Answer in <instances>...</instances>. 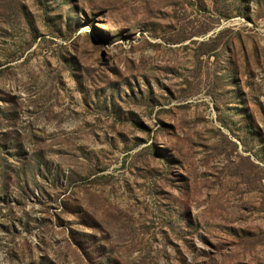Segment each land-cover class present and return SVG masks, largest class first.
<instances>
[{
	"label": "rangeland",
	"instance_id": "1",
	"mask_svg": "<svg viewBox=\"0 0 264 264\" xmlns=\"http://www.w3.org/2000/svg\"><path fill=\"white\" fill-rule=\"evenodd\" d=\"M0 264H264V0H0Z\"/></svg>",
	"mask_w": 264,
	"mask_h": 264
}]
</instances>
